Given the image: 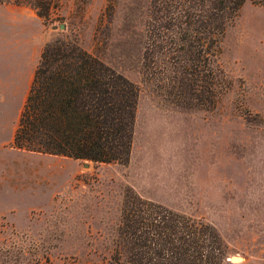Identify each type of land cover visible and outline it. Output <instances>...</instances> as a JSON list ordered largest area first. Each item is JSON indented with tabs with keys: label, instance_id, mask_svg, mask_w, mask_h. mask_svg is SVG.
I'll use <instances>...</instances> for the list:
<instances>
[{
	"label": "rangeland",
	"instance_id": "1",
	"mask_svg": "<svg viewBox=\"0 0 264 264\" xmlns=\"http://www.w3.org/2000/svg\"><path fill=\"white\" fill-rule=\"evenodd\" d=\"M20 1L0 0V264H103L126 188L210 223L226 264H264V2L244 0L226 25L200 100L175 86L170 53L144 52L151 0H49L45 18ZM63 35L136 86L124 162L12 145L23 81Z\"/></svg>",
	"mask_w": 264,
	"mask_h": 264
},
{
	"label": "trees",
	"instance_id": "2",
	"mask_svg": "<svg viewBox=\"0 0 264 264\" xmlns=\"http://www.w3.org/2000/svg\"><path fill=\"white\" fill-rule=\"evenodd\" d=\"M243 1L151 0L152 38L144 52L150 46L160 54L170 53L175 86L201 100L203 89L194 86L197 77L203 79L208 55L217 56L224 29ZM28 2L38 16H47L49 0ZM215 70L219 82L221 69L217 65ZM136 91L132 81L75 38L52 37L40 48L12 145L75 159L124 162L131 145ZM117 237L103 264H226V244L210 223L130 188L123 192Z\"/></svg>",
	"mask_w": 264,
	"mask_h": 264
},
{
	"label": "crops",
	"instance_id": "3",
	"mask_svg": "<svg viewBox=\"0 0 264 264\" xmlns=\"http://www.w3.org/2000/svg\"><path fill=\"white\" fill-rule=\"evenodd\" d=\"M19 12V10L17 11ZM4 15V17H7L8 16V13L5 11V13H3L0 9V18ZM18 15V14H17ZM32 73H33V69L31 68L30 71L28 72V76L26 78L25 81H23L24 83H27L29 85V82L31 80V77H32Z\"/></svg>",
	"mask_w": 264,
	"mask_h": 264
},
{
	"label": "water",
	"instance_id": "4",
	"mask_svg": "<svg viewBox=\"0 0 264 264\" xmlns=\"http://www.w3.org/2000/svg\"><path fill=\"white\" fill-rule=\"evenodd\" d=\"M59 26L62 27L63 26L62 23H60ZM231 258L236 260V259H238V256H231Z\"/></svg>",
	"mask_w": 264,
	"mask_h": 264
}]
</instances>
